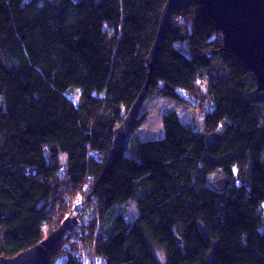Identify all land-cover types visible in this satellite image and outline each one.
<instances>
[{"label": "trees", "instance_id": "1", "mask_svg": "<svg viewBox=\"0 0 264 264\" xmlns=\"http://www.w3.org/2000/svg\"><path fill=\"white\" fill-rule=\"evenodd\" d=\"M166 2L0 0V258L56 231L81 189L99 207L87 237L108 264H206L198 224L219 242L214 264H264V102H250L255 78L193 3L171 11L147 97L190 103L202 130L165 113L162 139L129 153L125 143L106 165ZM209 134L220 136L211 149ZM220 178L229 185L217 193ZM130 201L133 223L115 212ZM61 263L78 264L65 242L43 264Z\"/></svg>", "mask_w": 264, "mask_h": 264}, {"label": "water", "instance_id": "2", "mask_svg": "<svg viewBox=\"0 0 264 264\" xmlns=\"http://www.w3.org/2000/svg\"><path fill=\"white\" fill-rule=\"evenodd\" d=\"M192 3L215 23L216 29L222 34L224 47L230 50L244 69L255 78L256 88L249 94L250 102H264V0H167L161 13L155 41L146 59L149 69L147 82L123 117L122 123L113 130L112 147L106 165L126 143L134 129L142 104L148 95L152 71L169 28L171 11L176 7L187 8ZM219 140L220 136L216 134L207 135L206 148L211 149ZM228 185L226 178H220L212 181L209 187L217 193H222ZM73 225L74 220L66 218L60 227L45 239L14 257H1L0 264H43L62 242L64 233ZM198 228L209 244L206 264H214L219 242L210 239L202 224H198Z\"/></svg>", "mask_w": 264, "mask_h": 264}, {"label": "rangeland", "instance_id": "3", "mask_svg": "<svg viewBox=\"0 0 264 264\" xmlns=\"http://www.w3.org/2000/svg\"><path fill=\"white\" fill-rule=\"evenodd\" d=\"M81 93V89L74 88L68 91V96L77 104L80 101ZM168 112L177 113L183 124L191 125L195 127L197 131L203 128L202 114L196 112L195 108L192 107L190 103L177 102L156 95L149 96L144 100L140 110V113L146 114L147 118L139 128L131 133L126 142V153H129V149L133 146L134 141L162 139L164 137L162 118L163 115ZM86 187H88V185L84 186V188ZM85 196L88 198L86 194ZM115 210L117 214L124 216L129 223H133L139 215L137 203L135 201H130L128 205L116 206ZM43 235V239H45L49 235L48 230L44 232ZM154 253L159 260L164 261V254L159 249H154Z\"/></svg>", "mask_w": 264, "mask_h": 264}, {"label": "built area", "instance_id": "4", "mask_svg": "<svg viewBox=\"0 0 264 264\" xmlns=\"http://www.w3.org/2000/svg\"><path fill=\"white\" fill-rule=\"evenodd\" d=\"M66 218L74 220V225L68 229L62 238L67 248H72L74 257L78 264H108L107 261L98 256L96 239L87 237V227L95 224V236L100 225L99 207L89 200L83 190L75 189L69 200L66 201ZM46 228L44 232H46ZM63 264V263H61Z\"/></svg>", "mask_w": 264, "mask_h": 264}, {"label": "crops", "instance_id": "5", "mask_svg": "<svg viewBox=\"0 0 264 264\" xmlns=\"http://www.w3.org/2000/svg\"><path fill=\"white\" fill-rule=\"evenodd\" d=\"M195 111L197 112L196 108H195Z\"/></svg>", "mask_w": 264, "mask_h": 264}]
</instances>
